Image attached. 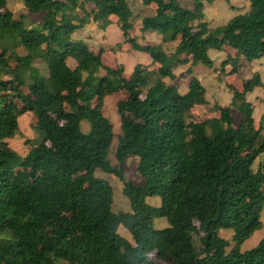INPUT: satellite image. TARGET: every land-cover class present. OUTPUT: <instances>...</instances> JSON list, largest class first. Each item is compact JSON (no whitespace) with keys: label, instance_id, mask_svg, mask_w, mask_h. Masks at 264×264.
Wrapping results in <instances>:
<instances>
[{"label":"trees","instance_id":"1","mask_svg":"<svg viewBox=\"0 0 264 264\" xmlns=\"http://www.w3.org/2000/svg\"><path fill=\"white\" fill-rule=\"evenodd\" d=\"M133 1L20 0L27 12L41 14L30 23L0 0V264H264V237L240 251L262 227L264 130L255 127L246 95L264 83L254 72L240 91L227 86L229 106H212L217 118L198 121L191 114L208 105L192 68H213L210 50L233 52L221 63L231 74L241 59L264 57V0H248L247 11L214 28L203 11L214 0H191L189 6L135 0L137 13ZM150 5L153 13L141 16ZM135 21L139 28L130 36ZM90 23L101 31L116 24L125 50L149 54L150 64H136L128 77L121 64L104 65V49L94 52L72 38ZM148 35L156 42L146 41ZM168 43L175 44L170 53L163 48ZM122 44L110 51L123 50ZM180 66L187 68L176 75ZM185 76L181 92L178 81ZM116 90L124 98L115 105L120 135L112 166L107 151L114 134L102 107ZM230 108L240 114L236 128ZM28 112L37 139L26 141L30 149L21 157L7 140ZM128 156L138 158L143 185L126 180ZM96 170L122 183L128 212H112V188ZM152 197L160 198L159 207L147 204ZM158 218L168 226L155 229ZM220 230H232V247Z\"/></svg>","mask_w":264,"mask_h":264},{"label":"rangeland","instance_id":"2","mask_svg":"<svg viewBox=\"0 0 264 264\" xmlns=\"http://www.w3.org/2000/svg\"><path fill=\"white\" fill-rule=\"evenodd\" d=\"M179 3L183 6H189L191 0H178ZM8 9L13 13L14 17L18 19L21 15H25L30 23L39 22L41 19V14H32L27 12L20 2V0H6ZM246 2L245 0H229L227 3L225 0H214L212 4H204V20L208 23L209 28H214L220 26L227 22L232 17L236 16L243 11L241 8H244ZM139 3L135 0L132 2V10L137 13L139 10ZM241 11H239V10ZM155 10L154 5H150L145 8L141 13V16L145 17L151 15ZM91 25H86L84 28L77 30L73 33L72 38L77 40H84L88 42L89 46L93 49L94 52H97L99 49H104L105 52L102 54V62L106 66L115 67L116 65L121 64L124 68V77L130 75L133 67L136 64H141L146 61L147 58L150 59L149 54L143 52H137L134 50L126 51L127 45H123L122 32L116 26V24H111L105 31L98 30L94 23ZM139 28L138 21L134 23V29L130 32V36H135ZM154 37V38H153ZM155 36H149L146 41L156 42ZM140 42V41H139ZM121 43L123 50L120 51H110L115 44ZM171 45H174L171 43ZM125 47V48H124ZM166 52H169L171 49L166 48ZM22 52V50H20ZM231 50L226 49L220 54L217 51H212L210 59L214 60V67L209 69L202 64H198L197 68L194 69V76L201 82L203 87L206 90V100L208 105L205 107H195L191 110L192 117L195 120L203 121L205 119L217 118L219 113L216 110L212 109V106L217 104L220 106H229L231 100V92L227 86H231L234 89L241 90V82L244 79H248L252 75V71L255 70L258 72L260 79L264 83V57L261 59L252 62H247L243 59L241 66L239 65L238 73L231 74V67L226 66L225 68L221 67V63L225 60L226 55L230 53ZM23 53V52H22ZM231 54L233 52L231 51ZM71 65V62H69ZM35 66L45 75V66L42 62L38 61L35 63ZM145 66V65H143ZM187 66H180L174 70L176 75L184 72ZM193 70V68H192ZM130 72V73H129ZM31 80L32 77L30 78ZM188 84V77H184L178 81L179 90L181 92L186 90ZM124 98V93L122 91H111L103 99V113L109 119L112 124V132L114 134L113 140L111 141L110 147L107 151V158L109 163L112 166H116V160L114 156L115 147L117 144V137L120 135V120L119 116L116 113L115 105L116 102ZM246 99L253 106V119L254 125L256 128L261 127L264 130V89L253 91L251 94L246 95ZM230 114L233 117L232 127L236 128L240 121V114L230 108ZM18 134L13 138L8 139V146L14 150L18 155L24 157L30 147L26 144V141H35L37 139V133L34 130L35 118L32 113L28 112L18 117ZM89 130V125L86 122L81 123V131L87 133ZM259 157L254 163V169L256 168L259 161ZM138 158L135 156H128L124 163L123 169L125 173L126 180L130 181L133 185H143L144 180L137 172ZM95 176L101 178L109 183L113 192V205L112 212L115 214L128 212L129 211V201L122 193V183L118 180L117 177L101 172L100 170L95 171ZM147 204L152 207H159L161 200L159 197H152L146 200ZM260 220L262 222V227L253 233V235L246 240L241 246L240 251L244 252L254 248L258 242L264 237V206L262 207ZM168 226V223L165 218L155 219L153 222V227L155 229H162ZM118 233L132 243L131 236L127 230L119 226ZM219 236L228 241L229 245L233 246L232 230H220ZM57 264H64L58 262Z\"/></svg>","mask_w":264,"mask_h":264},{"label":"crops","instance_id":"3","mask_svg":"<svg viewBox=\"0 0 264 264\" xmlns=\"http://www.w3.org/2000/svg\"><path fill=\"white\" fill-rule=\"evenodd\" d=\"M245 2H246V4L244 5L245 7L244 8H241V10L243 9V11L241 12V13H243V12H245V11H247L248 10V8H249V2H248V0H245ZM239 10V9H238ZM241 10H239V11H241ZM239 14H240V12H239ZM91 24H89L88 26H90ZM75 40H77V39H75ZM88 43V42H87ZM174 44V43H173ZM175 45V44H174ZM174 45H171V43H168V44H164V46H163V48H164V50L166 49V48H169V49H171L169 52H166V50H165V52L166 53H170L171 51H173V49H174ZM125 48V47H124ZM212 51H215V50H210L209 52H208V55L212 52ZM21 52V51H20ZM23 52V51H22ZM21 52V53H22ZM218 52V51H217ZM220 53H222V52H218V53H214V54H220ZM209 57H210V55H209ZM212 61H213V64H214V60L213 59H211ZM255 61H257V60H255ZM255 61H252V63H254ZM36 62H38V61H36ZM150 62H151V59H149V58H147L146 59V61L144 62V63H142V65H148V64H150ZM242 62H243V59H241L240 60V66H241V64H242ZM197 66H198V64L197 65H195L194 67H193V74H194V69L195 68H197ZM257 70H256V68H255V70L254 71H252V73H254V72H256ZM131 72V71H130ZM129 72V73H130ZM175 73V72H174ZM176 74V73H175ZM256 90H260V88H257V89H255L254 91H256Z\"/></svg>","mask_w":264,"mask_h":264}]
</instances>
